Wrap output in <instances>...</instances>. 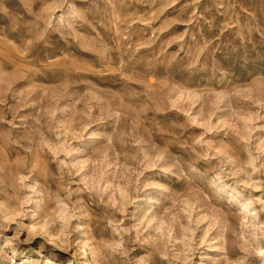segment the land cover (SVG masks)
Listing matches in <instances>:
<instances>
[{
	"label": "rangeland",
	"instance_id": "1",
	"mask_svg": "<svg viewBox=\"0 0 264 264\" xmlns=\"http://www.w3.org/2000/svg\"><path fill=\"white\" fill-rule=\"evenodd\" d=\"M79 261L264 264V0H0V264Z\"/></svg>",
	"mask_w": 264,
	"mask_h": 264
},
{
	"label": "bare ground",
	"instance_id": "2",
	"mask_svg": "<svg viewBox=\"0 0 264 264\" xmlns=\"http://www.w3.org/2000/svg\"><path fill=\"white\" fill-rule=\"evenodd\" d=\"M27 232H28V237L30 239L34 238L36 233H37V229L35 227L34 224H30L28 227H27ZM58 264V263H57ZM60 264H70V263H60ZM78 264H86L85 262L83 261H79Z\"/></svg>",
	"mask_w": 264,
	"mask_h": 264
}]
</instances>
